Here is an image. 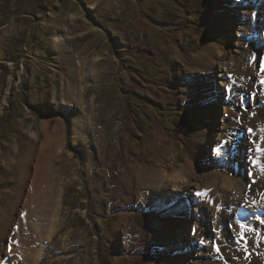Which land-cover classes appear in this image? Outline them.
<instances>
[{
	"label": "rangeland",
	"instance_id": "1",
	"mask_svg": "<svg viewBox=\"0 0 264 264\" xmlns=\"http://www.w3.org/2000/svg\"><path fill=\"white\" fill-rule=\"evenodd\" d=\"M62 34L67 40L59 53L55 39ZM207 44L213 53L205 50ZM203 48L207 63L196 58ZM222 50L226 58L219 59ZM233 56L249 75H238ZM73 60L83 63L80 79L72 71ZM263 64L264 0H0V228L7 225L0 264H22L33 253L38 264H79L90 253L88 264L122 259L130 264H184L190 259L193 264H253L254 258L264 257V139L254 136L264 132ZM220 65L226 69L224 79L216 77ZM69 90L82 93L81 105L67 98ZM202 109L206 115L201 116ZM252 111L262 116L258 127L245 124ZM76 120L85 128L77 145L70 127ZM55 126L60 156L50 160L49 146L43 153L40 149ZM197 130L200 148L189 143ZM157 135L159 148L152 143L143 147L145 139L158 142ZM130 148L139 180L118 175L129 167L118 164L116 156ZM32 153L28 170L41 162L40 153L55 173L59 196L57 213L48 218L53 224L44 222L52 235L34 238L25 254L19 229L29 176L23 165ZM165 164L171 174L180 167L190 170L183 176L194 194L184 201L185 195H179L176 204L149 196L145 203L152 191L148 182ZM212 165L231 178L241 174L242 190L227 196L219 189L211 199ZM205 190V196L196 195ZM148 202H158L162 209H152L156 213L151 217ZM132 212L135 244L125 245L128 216L120 215ZM36 213H26L34 225L42 218ZM150 218L170 220L176 240L159 245L154 237L146 248L141 241ZM119 221L115 245L110 235ZM241 223L252 229L243 231V238ZM191 239L194 248L185 243Z\"/></svg>",
	"mask_w": 264,
	"mask_h": 264
},
{
	"label": "bare ground",
	"instance_id": "2",
	"mask_svg": "<svg viewBox=\"0 0 264 264\" xmlns=\"http://www.w3.org/2000/svg\"><path fill=\"white\" fill-rule=\"evenodd\" d=\"M239 1V0H238ZM243 19V18H241ZM238 27V26H237ZM240 30H241V27H240ZM67 37L62 34V35H59L58 38L55 39V48L56 50L61 53V48H63L64 46V43L65 41L67 40L66 39ZM69 39V38H68ZM205 46V45H204ZM205 50L206 51H209L210 53L212 52V49H214L213 47H210L208 44L205 46ZM203 51H204V48L203 50L200 49V51H198L197 53V57L198 58V61L200 63H202V61H204L205 63H207V59H209L208 54L204 55L203 54ZM57 52V53H58ZM237 52L238 51H233V53H235L237 55ZM209 53V54H210ZM213 53V52H212ZM204 55V57H203ZM226 55V52H224V50H222V53L219 52L218 56L220 57L219 59H224ZM212 58H216L217 55L216 54H212L210 55ZM226 58V57H225ZM232 67H237L238 68V75H240L241 77H245L246 73L248 72L247 68H245L242 60H239L238 56H233L232 57ZM70 62V60L68 61ZM70 64V63H68ZM74 67H72V71H76V78L77 79H80L81 78V71H82V65L83 63H81L79 60H76L71 63ZM71 66V65H70ZM221 67H219V71L220 73L218 75H216L217 78H226V69H223L224 65H220ZM179 67V66H177ZM213 70V68H211ZM210 68H208V70H211ZM262 70H264V64H263V67H262ZM249 75V73H247ZM133 76H131L130 78L132 79ZM263 77V76H261ZM84 79V81H86L87 83L90 82V78L89 77H84L82 78V80ZM173 81V80H172ZM129 84H131V80H129ZM85 86H88L87 84L84 83ZM223 86L221 87H225L224 84H221ZM144 87V86H143ZM85 88V87H84ZM211 90V89H210ZM226 91V89H225ZM211 92V91H210ZM77 93V92H76ZM75 92H73L72 90H69V92L67 93V98L69 100H72L74 101V103L76 105H81V92H79V95L76 94ZM205 93H208V91L206 90ZM209 95V93H208ZM225 96H226V92H225ZM218 97H221V95H219ZM217 98V97H216ZM253 100V99H252ZM58 107V106H57ZM262 110V109H261ZM257 111V110H256ZM201 116L202 115H206V109H202L201 111ZM206 112V113H205ZM253 114H249V116H251V120L246 123L245 121V124L247 126H259V118H261L262 116L260 114H257L255 115V112L252 111ZM257 113V112H256ZM264 117V116H263ZM137 122V121H136ZM137 124V123H136ZM262 124V123H261ZM45 128L47 127L46 130H48V126L45 125L44 126ZM71 134L73 135V137H71V141L72 143L76 144V143H79V142H83V137H84V130L85 128L83 127L82 124H80L77 120L76 121H72L71 122ZM44 128V130H45ZM220 128V127H219ZM119 130H118V127H116L113 132L111 133L110 137H109V147H108V151L109 152H112L113 150V142H115V137L117 136ZM58 133H59V128L58 126H55L53 127V129L48 132L47 134H49L47 136V140L44 142L43 146L41 147L40 149V153L44 151V149L47 147V145L49 146V149L52 153L51 156H50V160L60 156L58 153ZM200 135V132L197 130L195 133H191V140L189 141L190 143V146L191 147H198L200 148L203 140H198L197 137ZM212 135V134H211ZM254 136L257 137V139H264V132L263 133H254ZM157 139H158V142L157 140H155V142H148L147 139L144 140V142H142V145L143 147H145L146 143H152V145L155 146V148H159L161 146V143H160V140H162L161 138H158V135H157ZM209 141V140H208ZM225 141V140H223ZM260 141V140H259ZM210 142V141H209ZM122 143V140L121 142ZM85 144V143H84ZM77 145V144H76ZM190 147V148H191ZM118 148V147H117ZM203 149V148H202ZM160 150V149H159ZM201 150V149H200ZM125 151V150H124ZM85 152V151H84ZM119 152H120V149H119ZM38 154L39 156V160L41 162H39L38 164H34V168L33 170L29 171L28 170V165L30 166V159L33 157V153L27 157V163L23 165V171L26 175V173L28 174V180L27 182V189H28V192H27V196H26V199H25V202H24V207H23V211L24 213H22V217H21V220H23V222H21L20 220V229H19V237H21L22 241L20 242V245L22 247V250L25 251V254H27L28 252V247L30 246V243L29 242H32L34 238H39V239H44V235L45 234H49V235H52L50 232V225H49V229L46 227V229L44 230V227L46 226L47 223L44 224V222H48V224H53L52 221H50L52 218L51 217H54L53 214H56L57 213V201H58V194H59V187H58V183H57V178L56 176L54 175V171H49V169L51 168L50 164H47L46 161L44 162L42 160V155L41 154ZM41 155V156H40ZM34 156H35V153H34ZM37 156V155H36ZM35 156V157H36ZM119 156L118 157V154L116 156V159L118 161V164H124V166H128L129 167V171L126 170V173H123L122 174H118L119 177L121 175V177L123 176H127L130 175V177H136L137 175V162H135L134 160V156H133V152H132V149L130 148L129 150H126L125 152L123 153H119ZM48 157V156H47ZM84 158L86 159V161L88 162V160L90 159V156H89V153L86 152L85 155H84ZM87 164V163H86ZM89 164V163H88ZM27 165V166H26ZM216 165V164H215ZM189 166V165H188ZM213 167V170H212V175L213 177L216 178H220V182L219 184H216L215 182V179L212 180L213 182H211L210 184V189L213 188L212 190V194L210 196L211 199H213L214 197H216L217 195V192H219V189L221 191H223L227 196L230 195L232 196V192H236L237 191V188L240 189L241 188V184L243 182L241 178V174L239 176L238 179H235V178H231L229 177L228 175H225L223 173L222 170H218L216 166L212 165ZM30 168V167H29ZM163 170L159 173L158 177L157 178H154L152 181L148 182L147 184V187L149 189H152V191L150 192V195H148L146 193V195L144 196L145 197V203H147V199H148V196L151 198V200H155L157 199L158 200H162V198L166 201V200H170L168 202L169 203H174L176 204L177 201H181V198L179 197V195H185V198L183 199V201L186 199L188 200V196H190V194H194V191L192 190H189L188 188L185 187V184L187 183L186 179L184 178L183 174L184 172H188L190 173V170L187 171L186 167H180L178 171H176L174 174H171V171H172V168L168 165H164L163 166ZM190 168V167H188ZM192 169V168H191ZM29 171V173H28ZM250 173V172H249ZM54 175V176H50V175ZM153 178V177H152ZM197 178V177H196ZM121 179V178H120ZM137 179L139 180V176H137ZM120 181V180H119ZM169 182H174L173 185H172V189L170 190H165L166 188H169ZM245 183V182H244ZM146 185V184H145ZM26 187V186H25ZM121 187V185H120ZM119 187V188H120ZM21 188H23V186L21 185ZM98 188V187H97ZM120 190L122 193V189H118ZM161 190H163L164 192L161 193ZM242 190V188H241ZM141 193V192H140ZM145 193V192H144ZM118 194V193H117ZM124 195V194H123ZM158 195H162L160 198H156ZM225 195V197H226ZM179 197V198H178ZM139 198V197H138ZM150 200V199H149ZM163 200V201H164ZM209 200V198L207 199ZM223 202H225L226 204V200H222ZM231 201L228 200V202ZM234 201V200H233ZM114 202V201H113ZM208 202V201H206ZM237 202V201H236ZM164 203V202H163ZM180 203V202H179ZM217 204H221V202H217ZM235 204V203H234ZM260 204L264 205V202H261ZM162 205V204H161ZM170 205V204H169ZM198 205V204H197ZM248 206L249 209H252L253 211H256V206H250V204H246ZM151 206V207H150ZM153 206V207H152ZM206 206V203H201L200 204V207H204ZM155 207H157L156 209H160V203L157 202L156 205H151L149 202H148V205H146V208H149L151 211V217L154 216V214L156 213V211H153L152 209H154ZM175 207V206H174ZM144 208V207H143ZM173 208V207H172ZM247 208V209H248ZM162 209V208H161ZM262 209H264V207H262ZM261 209V210H262ZM31 211V212H30ZM36 211H38L39 213L41 212L40 216L42 217L41 218V222H37L39 224H36L34 225V222H32L31 219L27 218L28 217V214L26 215V213H29V215H33L34 212L36 213ZM238 211V210H237ZM204 213V212H203ZM202 213V214H203ZM37 214V213H36ZM43 214V215H42ZM200 214V213H199ZM128 216V219L127 221L125 222V225L124 228H123V234L124 235V238H123V241L121 239L122 242H124V244H135V240H134V231H132V229L130 228V225H132V219H133V216H134V213H130V214H126V213H121L120 216ZM206 216V215H205ZM129 217H131L132 219H130ZM201 217V216H200ZM48 218L50 220H48ZM170 218V217H169ZM39 219V218H38ZM130 219V220H129ZM204 219V218H203ZM10 220V219H9ZM37 220V218H36ZM48 220V221H47ZM8 221V220H7ZM40 221V220H39ZM4 222V220H3ZM170 220L169 221H165V222H162V223H156L154 222L153 219H149L148 223L146 224V226L144 227V236L142 237V239L144 240L145 239V242L142 240L141 243L145 246L144 243H146V248H148L147 244H151L152 240L154 239V237L156 238L157 240V244H170L171 242L175 241L176 240V237H175V234H176V229H171L170 228ZM10 223V222H9ZM120 223L121 221H119L116 225H115V229L113 230V232L111 233L112 235H110L111 237V243H114L115 239H116V236H117V227L120 226ZM134 223V222H133ZM179 223V222H178ZM3 224V223H2ZM177 224V223H176ZM194 224V223H193ZM30 225V226H29ZM184 225V224H183ZM248 225V224H247ZM6 226L5 224H3L2 228H0V242L4 240V237L7 235L6 233ZM29 226V227H28ZM52 226V225H51ZM185 226V225H184ZM221 226V225H220ZM264 226V225H263ZM260 225V227H263ZM25 227L26 229L24 231H22V228ZM102 228V227H101ZM194 228H197V224L195 225ZM202 228V226H201ZM206 228V226H205ZM220 228V227H219ZM55 229V228H54ZM222 229V228H221ZM200 230V228H199ZM55 231V230H54ZM104 230H102L103 232ZM120 231V230H119ZM197 231V230H196ZM18 232V231H17ZM45 232V233H44ZM152 232V233H151ZM34 235H33V234ZM44 233V234H43ZM55 233V232H54ZM193 233V232H191ZM199 233V232H197ZM227 233V232H226ZM10 234V233H9ZM15 234V233H14ZM21 234V235H20ZM101 235V234H100ZM193 235V234H192ZM220 235V234H219ZM224 235V234H223ZM222 235V236H223ZM9 236V235H8ZM48 236V235H47ZM185 236V235H184ZM208 236V235H206ZM221 236V235H220ZM16 237V236H15ZM105 237V236H104ZM108 237V238H110ZM205 237V236H204ZM18 238V236H17ZM16 238V239H17ZM47 238V237H46ZM79 241V238L76 237ZM106 238V237H105ZM141 237L139 236L136 240V245L138 243L139 240ZM193 238V237H192ZM222 239V238H221ZM9 240V239H8ZM35 240V239H34ZM109 240V239H108ZM34 242V241H33ZM182 242V239H177L176 243L180 244ZM187 245H189L190 248H194L195 247V244L196 241L195 240H190V242H186ZM85 244V243H84ZM116 245V243H114ZM33 245V244H32ZM150 246V245H149ZM156 246V245H155ZM171 246V245H170ZM109 247V246H108ZM143 248V246H141ZM153 247V246H152ZM5 248H7V252L9 251L8 249V243L6 242L5 243ZM172 248V247H171ZM21 250V249H20ZM195 250V249H194ZM194 250H190L191 251V254L190 255H193V251ZM5 252V250H4ZM3 250H2V245L0 244V256L4 253ZM13 252V251H12ZM151 252V251H150ZM10 253V252H9ZM33 253V252H32ZM148 253V252H147ZM166 253V252H165ZM201 253V252H200ZM5 254H8V253H5ZM19 254V253H18ZM23 254V253H21ZM41 255V253H39ZM87 254V252H86ZM152 254V253H150ZM197 253H195L196 255ZM11 255V254H10ZM20 255V254H19ZM194 255V256H195ZM201 255V254H200ZM255 255V254H254ZM23 256V255H21ZM92 254L90 253L89 256H88V259L89 261L91 260ZM23 257H27V256H23ZM208 258V257H207ZM4 259V258H3ZM80 259V258H79ZM76 261V262H79V264H84L85 261H82L79 260ZM88 259L86 260L85 264H88ZM122 259V258H121ZM23 260V259H22ZM38 260V254L37 253H33L30 257H27L25 259V262L22 264H38L37 262ZM118 260V259H117ZM126 260V259H125ZM20 261V260H19ZM181 261V260H180ZM188 261V260H187ZM185 260V263L184 264H193L191 262V259L187 262ZM0 262H1V259H0ZM148 262V263H147ZM172 262V261H171ZM183 262V261H182ZM253 264H264V257H258V258H254L253 259ZM118 263L120 264H130V262L128 263L127 261H123L122 260H119ZM117 263V264H118ZM145 264H149V263H152L151 260H145L144 262ZM143 264V263H142ZM198 264V263H197Z\"/></svg>",
	"mask_w": 264,
	"mask_h": 264
},
{
	"label": "snow or ice",
	"instance_id": "3",
	"mask_svg": "<svg viewBox=\"0 0 264 264\" xmlns=\"http://www.w3.org/2000/svg\"><path fill=\"white\" fill-rule=\"evenodd\" d=\"M249 131H251V130H249ZM197 196H200V197H203V196H205L206 195V190H205V192H201V193H197L196 194ZM217 210H219V206H217ZM262 223H264V221H261ZM239 227H240V229H241V233H240V236H241V238H243V231H252V229H250V228H246V226L243 224V223H241L240 225H239ZM195 232H196V229H193V233L195 234ZM204 240H203V238L200 240V243L201 244H204ZM216 251H219V249L218 248H216Z\"/></svg>",
	"mask_w": 264,
	"mask_h": 264
}]
</instances>
